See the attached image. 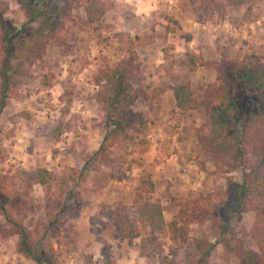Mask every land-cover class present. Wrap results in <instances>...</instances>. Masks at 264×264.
Masks as SVG:
<instances>
[{
	"label": "rangeland",
	"instance_id": "374dc122",
	"mask_svg": "<svg viewBox=\"0 0 264 264\" xmlns=\"http://www.w3.org/2000/svg\"><path fill=\"white\" fill-rule=\"evenodd\" d=\"M0 1L4 16L20 27L26 15L19 1ZM46 1L54 8L62 5L61 0ZM69 1L66 5L72 6L73 18L61 31L65 43L48 44L43 58L20 75L16 95L8 99L0 114V172L8 174L19 190H29L30 206L24 226L32 229L46 219L43 187L29 184L35 171L46 167L52 173L54 184L67 180L71 195H78L72 199L73 210L66 215L61 229L48 237L63 264H192L199 256L196 241L217 239L211 221L193 223L190 239L184 244L174 242L170 231H154L143 223L139 224L141 237L116 239L107 230L101 231L102 222L109 220L117 206L140 207L146 200L157 199L163 205L165 219L170 222L177 215L181 201L225 187L226 179L216 171L213 161L204 155L197 142L195 129L204 122L202 113L178 109L162 114L161 98L157 95L164 85L176 87L186 83L194 90L203 91L206 84L216 80L213 63L220 60H205L201 54L189 51L178 55L173 52L176 39L181 35L187 43L192 33L198 36L208 33L210 14L216 13L221 19L238 7H228L224 14H219L208 9L202 0H158L160 5L155 9L142 5V1H133L131 5L129 0H101L105 12L92 23L87 20V0ZM255 1L258 0L248 4ZM248 12L251 16L248 15L247 23L254 22L255 11ZM263 12L256 20V25L261 27ZM247 23L241 20L232 25L243 36ZM225 32L232 35L231 30ZM244 40L247 51L225 58H243L250 53L264 55V35L255 39L260 45L254 38ZM146 46L153 47L149 59L145 55L149 51ZM240 47L245 49V44H240L239 52ZM132 52L136 54L132 84L143 91L135 97L133 108L148 120L150 147L144 153H131L128 142L115 144L106 152L114 160L111 165L97 161L81 174L86 161L100 148L106 132L104 112L96 100L99 86L94 78L100 69ZM194 55L201 56L207 64L190 69ZM155 162L167 169L168 178L162 181V188L156 181L155 191L146 193L142 181L148 174L152 176L150 169L157 170ZM170 186L189 188L179 192ZM254 219L253 211L243 212L234 221L233 228L244 239L246 250L258 251L257 243L248 235ZM3 226L7 228L0 215V227ZM0 238V245L15 247L16 251L17 235L5 237L2 231ZM148 238L152 241L141 251L142 239ZM96 240L97 248L90 249ZM225 254L224 246L218 244L209 259L213 264H240L236 256L226 258ZM25 260V264H37L31 259Z\"/></svg>",
	"mask_w": 264,
	"mask_h": 264
},
{
	"label": "trees",
	"instance_id": "16d2710c",
	"mask_svg": "<svg viewBox=\"0 0 264 264\" xmlns=\"http://www.w3.org/2000/svg\"><path fill=\"white\" fill-rule=\"evenodd\" d=\"M18 1L26 15L20 27L4 16L0 1V114L8 99L16 95L20 75L43 58L48 44L65 43L61 31L73 18L72 6L66 5L69 0H61L58 8L46 0ZM202 1L211 11L224 14L228 7H239L251 0ZM87 4V20L95 23L105 12L104 3L87 0ZM36 23L40 25L35 26ZM135 60L136 54L132 52L100 69L94 78L99 86L96 100L104 112L106 132L100 148L86 161L81 174L97 161L111 165L114 160L106 152L115 144L128 142L131 153H144L150 147L148 120L133 108L135 97L143 92L132 84ZM182 63L185 65L186 61ZM190 63V69L207 64L195 55ZM213 69L216 80L206 84L203 91L186 83L174 87L175 107L202 113L204 122L195 129L197 142L226 179L225 187L181 201L170 222L164 217L159 199L146 200L140 207L117 206L109 220L102 222L101 231L107 230L116 239H134L142 236L139 224L143 223L154 231H170L174 242L184 244L190 239L193 223L211 221L217 239L197 240L199 256L192 264H213L209 255L218 244L224 246L226 258L236 256L240 264H264V55L250 53L243 58H225L214 62ZM1 151L0 147V155ZM35 172L29 184L43 187L46 219L32 229L24 226L30 206L29 190H19L8 174L0 172V215L7 224V228L0 227V232L4 231L5 237L18 236L16 251L25 258L37 264H63L48 237L61 229L66 215L73 210L72 199L78 195H71L67 180L54 184L48 168ZM142 185L146 193L155 191L151 174L143 179ZM246 211L255 213L248 235L257 243L258 251L246 250L244 239L233 228L236 218ZM151 241L142 239L141 251Z\"/></svg>",
	"mask_w": 264,
	"mask_h": 264
},
{
	"label": "crops",
	"instance_id": "0c3cea01",
	"mask_svg": "<svg viewBox=\"0 0 264 264\" xmlns=\"http://www.w3.org/2000/svg\"><path fill=\"white\" fill-rule=\"evenodd\" d=\"M121 1H123V0H121ZM133 1H139V2L142 1V5L148 6L149 9H155L157 5H160L158 0H129L128 3H130L132 5ZM135 5H137L136 2H135ZM257 5H260V8H257ZM262 9L264 10V3L262 0H258V1L252 2V4H247L246 7L242 6L241 8L238 7L235 10H230L228 13H225L221 17V19H219V16L216 13L210 14V17H208L210 19L209 32L208 33H202L201 36H200V34L198 36L197 34L192 33V35H191L192 38L190 40H187L188 41L187 43L185 42L186 41L185 38L181 37V35H180V37H178V39H176V46H174L173 52L177 53L178 55L179 54L183 55V54H185V51H187V52L189 51V52H193L196 54H201L205 60H208V59L209 60H221V59L225 58L226 55H232L233 53L239 54L243 51H247L248 47H246V42L244 40L245 38L250 37V38H254V40L255 39L258 40V38H260V36L264 35V23H263L262 27L256 25V20L259 17L258 14L263 12ZM249 10H251L253 12L255 11L254 14H252V17L256 16L255 17L256 20L254 19L255 20L254 22L250 21V23H247L248 15L250 14L248 12ZM250 16H251V14H250ZM241 20H242V22L247 23L246 25H244V30H242L243 36L241 35V33H239V29L232 25V23H235V22L238 23ZM185 29L188 30L189 27H187V28L185 27ZM225 29L231 30L232 35L229 36V34L227 32H225L226 31ZM223 31H224V33H223ZM205 34H209L211 36H209L207 38L208 35H205ZM219 35H221L220 36L221 39H220ZM234 35H237V36H234ZM222 36H223V38H222ZM224 37L228 38V40H225ZM255 42L257 45L258 44L260 45V43H257L256 40H255ZM240 44H243V45L245 44V49L240 47L242 50L239 52ZM145 48H146V50H149V51L145 52L147 59H149L151 57V52H150L151 49L150 48H153V47L149 48L146 46ZM233 49H236V52H234ZM161 52L164 54V49H161ZM156 54H158V51H156ZM174 57H176V56H174ZM211 74H210V77H213V74H212V76H211ZM213 80L214 79H212V81ZM157 97L161 98L160 103L162 104V107H163L161 110L162 114L171 112L172 110H175V111L178 110L175 107V97H174L173 85H168V86L164 85L163 91L161 88L160 91L158 92ZM182 112L186 113L188 111H185V112L182 111ZM158 163L159 162H155V165ZM156 168H157V170H154L153 168L150 169L151 170L150 172L152 173V179H153L155 184L159 181V183L161 184L160 188H162V185H163L162 181L164 179L168 178L167 174H169V173H168L167 169L162 168L159 165H156ZM170 185H171V183H170ZM187 188H189V187L183 186L182 188H179V187L170 186V189H175V191H179V192H183ZM99 215H100V212H99ZM97 244H98L97 240L94 241V243H91L90 249H91V247L94 249L97 248ZM10 248L11 247H8L4 243H2L0 245V264H25V261H26L25 258L21 254H19L15 251V247L13 249H10ZM28 264H31V262H28ZM88 264H91V263L88 262ZM93 264H96V263H93Z\"/></svg>",
	"mask_w": 264,
	"mask_h": 264
}]
</instances>
